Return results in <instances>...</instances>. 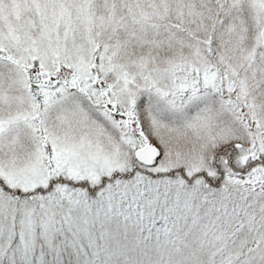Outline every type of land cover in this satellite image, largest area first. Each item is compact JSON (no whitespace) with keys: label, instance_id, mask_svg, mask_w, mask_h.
Instances as JSON below:
<instances>
[{"label":"snow or ice","instance_id":"6c2138e0","mask_svg":"<svg viewBox=\"0 0 264 264\" xmlns=\"http://www.w3.org/2000/svg\"><path fill=\"white\" fill-rule=\"evenodd\" d=\"M0 264H264V0H0Z\"/></svg>","mask_w":264,"mask_h":264}]
</instances>
